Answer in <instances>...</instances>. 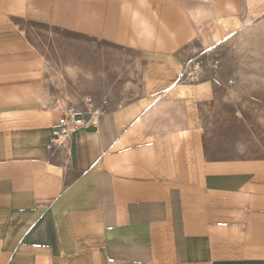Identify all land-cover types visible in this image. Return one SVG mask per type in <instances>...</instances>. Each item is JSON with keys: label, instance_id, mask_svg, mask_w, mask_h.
Listing matches in <instances>:
<instances>
[{"label": "crops", "instance_id": "crops-1", "mask_svg": "<svg viewBox=\"0 0 264 264\" xmlns=\"http://www.w3.org/2000/svg\"><path fill=\"white\" fill-rule=\"evenodd\" d=\"M245 19L264 0H0V264H264L262 114L210 128L213 86L182 72ZM43 31L137 57L116 86L135 94L70 105ZM67 110L92 124L54 146Z\"/></svg>", "mask_w": 264, "mask_h": 264}, {"label": "rangeland", "instance_id": "rangeland-1", "mask_svg": "<svg viewBox=\"0 0 264 264\" xmlns=\"http://www.w3.org/2000/svg\"><path fill=\"white\" fill-rule=\"evenodd\" d=\"M246 20L207 50L197 31V41L184 50L182 72L196 64L199 75L194 82L183 81L212 84L214 94L203 106L205 118H210V128L228 123L222 121L227 115L242 118L244 113L256 112L262 114V121L256 123L257 126L262 124L258 130L264 134V27H260L259 20L252 19L250 23ZM193 25L196 29L202 26L199 21H194ZM40 37L39 48L43 49V56L48 57L46 63L53 72L55 86L70 105L79 102L85 112L97 113L112 106L111 97L125 100L127 95L135 94L130 95L129 91L126 93L124 88L116 86L126 79H139V73L126 72L125 67L134 64L137 69V57L120 55L103 43L51 31L41 32ZM213 117L218 120H211ZM251 123L246 121L247 139L255 134L249 127Z\"/></svg>", "mask_w": 264, "mask_h": 264}, {"label": "built area", "instance_id": "built-area-1", "mask_svg": "<svg viewBox=\"0 0 264 264\" xmlns=\"http://www.w3.org/2000/svg\"><path fill=\"white\" fill-rule=\"evenodd\" d=\"M184 80L194 82L199 75V67L193 64L184 71ZM92 124L90 121H85L81 117H77L71 110L61 111V115L57 120L56 127L52 131L51 143L54 146L66 145L71 134L78 128H87Z\"/></svg>", "mask_w": 264, "mask_h": 264}]
</instances>
